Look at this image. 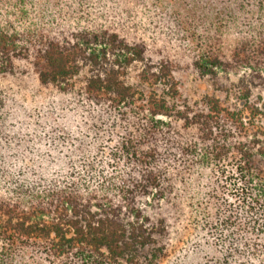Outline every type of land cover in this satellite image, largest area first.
Returning a JSON list of instances; mask_svg holds the SVG:
<instances>
[{
    "label": "trees",
    "instance_id": "obj_1",
    "mask_svg": "<svg viewBox=\"0 0 264 264\" xmlns=\"http://www.w3.org/2000/svg\"><path fill=\"white\" fill-rule=\"evenodd\" d=\"M89 1L0 0V264H159L164 227L150 226L139 202L152 194L180 211L178 184L195 171L213 241L196 264H264V146L251 121L264 103L247 114L205 98L181 111L168 101L176 89L135 88L124 78L144 64L143 41L78 27ZM211 5L194 69L211 76L230 65L264 79V0ZM223 22L249 29L237 32L230 62ZM161 77L148 65L138 75L147 88ZM240 92L247 100L250 89Z\"/></svg>",
    "mask_w": 264,
    "mask_h": 264
},
{
    "label": "rangeland",
    "instance_id": "obj_2",
    "mask_svg": "<svg viewBox=\"0 0 264 264\" xmlns=\"http://www.w3.org/2000/svg\"><path fill=\"white\" fill-rule=\"evenodd\" d=\"M213 5L211 0H90L81 13L75 15L74 22L76 20L75 23L80 28L95 29L103 26L129 40H142L145 48L144 64L131 65L126 70L124 80L137 89H156L158 95H164V91L170 87L176 89L175 99L168 101L181 111L185 109L195 111L201 108L205 98L216 99L231 110L243 109L247 114L249 109H244V106L261 109L264 103V79H254L249 70L233 68L234 66L230 65L211 76H202L193 67L198 42H201L203 37L202 31L208 22L215 23L212 15ZM248 15L244 18L247 19L245 24L258 17L254 13ZM238 24L234 22L221 24L223 26L220 30L223 33L221 49L228 62L231 51L239 40L237 32L239 29L249 30L248 25L244 27L241 25L242 22ZM144 65L152 67V71L155 72L163 68L165 77H161L155 86L147 88L140 84L138 79ZM29 82L32 84L31 80ZM240 89H250L247 100L242 99ZM251 121L258 127L254 130V139L263 147L264 116L258 115ZM74 128L71 124L70 131H75ZM103 131H106V127ZM95 133L98 132L95 130L90 132L92 135L88 139L90 145L94 144L93 139H100V135ZM89 155L85 157L90 158ZM52 156L45 158L46 164L51 167L50 170H55L57 163L54 162L55 158L50 159ZM262 164L261 169L264 171V162ZM81 167L75 169L76 173ZM204 176L201 171L200 173L195 171L186 177L188 185L186 188L178 184L181 188L178 190L180 211L175 210L167 201H161L156 205L152 194L139 202V209L142 210V215L150 220V226L164 227V232L156 236L158 245L165 247V257L159 264L202 263L199 247L206 245V239L209 245L213 244L212 239L202 230L205 203L196 189L197 182L206 180ZM231 189L232 186H229L228 190ZM149 249L144 250V254ZM140 260L141 264L145 263L144 260Z\"/></svg>",
    "mask_w": 264,
    "mask_h": 264
}]
</instances>
